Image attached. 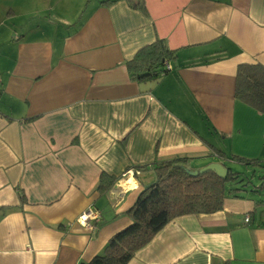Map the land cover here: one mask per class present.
Masks as SVG:
<instances>
[{
    "label": "crops",
    "instance_id": "1",
    "mask_svg": "<svg viewBox=\"0 0 264 264\" xmlns=\"http://www.w3.org/2000/svg\"><path fill=\"white\" fill-rule=\"evenodd\" d=\"M156 39L167 70L133 79ZM244 63L264 65V0H0V264L89 261L159 162H264V113L235 97ZM257 194L173 217L127 264H264Z\"/></svg>",
    "mask_w": 264,
    "mask_h": 264
},
{
    "label": "trees",
    "instance_id": "2",
    "mask_svg": "<svg viewBox=\"0 0 264 264\" xmlns=\"http://www.w3.org/2000/svg\"><path fill=\"white\" fill-rule=\"evenodd\" d=\"M134 5L142 3L137 1ZM172 55L174 51L168 49L165 41L156 39L140 48L126 65L133 79H155L167 70L164 65ZM235 97L264 113V65L244 63L237 66ZM226 158L257 170L261 181L257 185L250 180L244 181L240 172L231 168L225 178L213 171L193 175L190 171L195 169L187 166V157L159 162L153 167V180L143 186L127 211L130 223L114 233L99 254L78 264H127L173 217L212 213L222 208L226 197L244 198L247 192L260 193L264 189V162L236 156ZM261 202L257 200L256 204Z\"/></svg>",
    "mask_w": 264,
    "mask_h": 264
},
{
    "label": "rangeland",
    "instance_id": "3",
    "mask_svg": "<svg viewBox=\"0 0 264 264\" xmlns=\"http://www.w3.org/2000/svg\"><path fill=\"white\" fill-rule=\"evenodd\" d=\"M230 168L233 169L234 171L240 172V176L245 179L244 181H246V180L249 181L250 180L251 183L252 184H255V185H257L261 181L258 178V175L260 173L257 170L256 171L253 170V168L246 169L245 167L240 166V165H231ZM261 191L257 195H254L255 198H257V199H264V194H261Z\"/></svg>",
    "mask_w": 264,
    "mask_h": 264
},
{
    "label": "built area",
    "instance_id": "4",
    "mask_svg": "<svg viewBox=\"0 0 264 264\" xmlns=\"http://www.w3.org/2000/svg\"><path fill=\"white\" fill-rule=\"evenodd\" d=\"M99 213L98 211L92 209V208H87L86 210L82 211L77 217V220L79 223L82 225L86 226L87 228H94L95 223L99 220ZM249 217H245V221H248Z\"/></svg>",
    "mask_w": 264,
    "mask_h": 264
},
{
    "label": "water",
    "instance_id": "5",
    "mask_svg": "<svg viewBox=\"0 0 264 264\" xmlns=\"http://www.w3.org/2000/svg\"><path fill=\"white\" fill-rule=\"evenodd\" d=\"M146 75V73H145ZM207 171L215 172L219 177L225 178L228 173V167H225L223 164L219 162H210L199 169H195L190 171L193 175L202 174Z\"/></svg>",
    "mask_w": 264,
    "mask_h": 264
},
{
    "label": "bare ground",
    "instance_id": "6",
    "mask_svg": "<svg viewBox=\"0 0 264 264\" xmlns=\"http://www.w3.org/2000/svg\"><path fill=\"white\" fill-rule=\"evenodd\" d=\"M131 182V181H130ZM130 185V183H128L126 186Z\"/></svg>",
    "mask_w": 264,
    "mask_h": 264
}]
</instances>
